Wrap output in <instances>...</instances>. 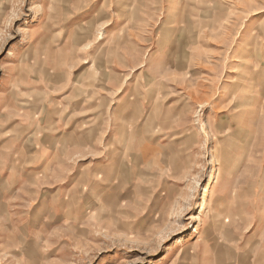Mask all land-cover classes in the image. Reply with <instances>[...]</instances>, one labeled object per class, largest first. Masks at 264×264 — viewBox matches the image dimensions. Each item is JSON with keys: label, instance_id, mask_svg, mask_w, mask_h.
Listing matches in <instances>:
<instances>
[{"label": "rangeland", "instance_id": "rangeland-1", "mask_svg": "<svg viewBox=\"0 0 264 264\" xmlns=\"http://www.w3.org/2000/svg\"><path fill=\"white\" fill-rule=\"evenodd\" d=\"M52 98L114 105V151L123 100L146 121L149 209L39 217L21 141ZM0 113V264H264V0H0Z\"/></svg>", "mask_w": 264, "mask_h": 264}, {"label": "crops", "instance_id": "crops-1", "mask_svg": "<svg viewBox=\"0 0 264 264\" xmlns=\"http://www.w3.org/2000/svg\"><path fill=\"white\" fill-rule=\"evenodd\" d=\"M66 95L64 93V97ZM46 103V112L34 116V120L30 121L38 124V132L31 124L22 133L21 141V145L31 142L32 146L24 148L32 152L33 157L28 164L23 160L20 165V179L24 176L27 180L31 178L34 182L32 185L39 189V195L48 199L45 200L47 214L39 217L52 216L61 220L87 218L92 214L97 218L112 217L114 204L122 202L133 206L142 203L144 208L149 209L147 204L152 193L151 184L148 183H151V161L156 151L151 152L149 145L143 146L142 142L136 143L146 137L144 131L147 124L146 121L139 124L138 119L137 122L127 119V116L131 117V112L125 107L128 102L123 100L121 103L125 115L124 143L128 142L130 146L126 151L125 147L114 151V147H118L114 143L120 126V121H117L119 114L114 116V105L106 120L109 127L104 128L102 114L73 113L72 109L78 105L73 104L72 100L55 101L52 98ZM85 106L96 107V104ZM12 133L6 127L2 140L7 142L12 139ZM15 138L13 147L17 148L19 135ZM123 152L126 158H123ZM23 153L25 157L28 152ZM136 159H140L137 164ZM6 171L10 177L9 170ZM225 194L218 211L231 216L233 211L238 212L239 209L230 206V196ZM141 196L147 197V204L140 199ZM36 213L37 210H32L29 217H34Z\"/></svg>", "mask_w": 264, "mask_h": 264}, {"label": "bare ground", "instance_id": "bare-ground-1", "mask_svg": "<svg viewBox=\"0 0 264 264\" xmlns=\"http://www.w3.org/2000/svg\"><path fill=\"white\" fill-rule=\"evenodd\" d=\"M123 125V124H122ZM122 132V131H121ZM128 144V143H127ZM216 177V176H215ZM204 199V198H203ZM204 201V200H203ZM203 205V204H202Z\"/></svg>", "mask_w": 264, "mask_h": 264}]
</instances>
